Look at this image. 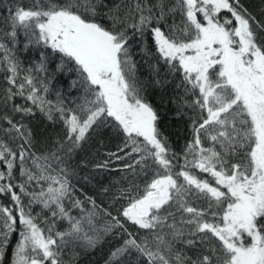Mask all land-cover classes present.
<instances>
[{
    "label": "snow or ice",
    "instance_id": "1",
    "mask_svg": "<svg viewBox=\"0 0 264 264\" xmlns=\"http://www.w3.org/2000/svg\"><path fill=\"white\" fill-rule=\"evenodd\" d=\"M4 11L0 264H72L70 246L107 237L120 243L105 264H264V0L258 13L244 0H11ZM21 31L44 50L32 67L15 54ZM137 44L155 61L152 82L163 73L180 90L190 139L179 150L146 95ZM49 56L76 73L74 98H49ZM37 113L62 130L43 148ZM103 129L120 140L93 165L121 173L101 189L107 207L77 195L90 181L76 156Z\"/></svg>",
    "mask_w": 264,
    "mask_h": 264
},
{
    "label": "trees",
    "instance_id": "2",
    "mask_svg": "<svg viewBox=\"0 0 264 264\" xmlns=\"http://www.w3.org/2000/svg\"><path fill=\"white\" fill-rule=\"evenodd\" d=\"M11 3V0H0V13L7 15L4 11L5 5ZM246 6L254 13L259 12L260 0H244ZM26 38L21 31L19 33V40L15 46V54L22 61L25 67L34 66L40 59V52L44 51L42 48L35 46L25 47ZM150 44V41H149ZM135 59L138 63L139 74L146 84V95L154 108L157 110L160 117V127L166 136H168L172 146L179 150L184 143L190 139V128L186 117H178L176 114L177 98L180 95V90L175 88L176 81L171 77H165L161 73V83H153V76L150 73L149 64L155 61L151 57L144 56L140 53V45L135 46ZM60 63L58 57L49 56L47 64V78L50 82L52 92L49 95L50 99L55 98V91L59 90L66 98H74L77 93L71 88V82L76 78V73L72 71L58 72L57 65ZM70 67V66H66ZM4 87L3 76L0 74V88ZM17 103L20 99L17 98ZM38 143V148H43L45 143H51L53 137L57 134L62 135V130L59 124L53 125L46 121L39 113L31 121L30 125ZM120 140L115 137L109 129H103L97 133L88 143H86L76 156V161H85L88 164L87 168L79 169L81 176H87L90 182L80 180L78 182L77 195L83 199V195L92 196L97 200V203L108 206L109 196L102 195L101 189L104 186H109L114 180L119 179L121 173L117 171H94L93 165L105 159L104 153L115 151ZM0 201L5 204L7 199L0 197ZM119 207V203L115 205ZM75 215V211H73ZM115 214V212H113ZM67 225L65 222L57 224L58 230H63ZM130 230L135 231L134 228ZM15 239V237H14ZM120 243L119 239L107 237L100 245L94 249H84L78 246H70L65 251L64 259L72 261V264H105L109 252ZM6 264L8 258H5Z\"/></svg>",
    "mask_w": 264,
    "mask_h": 264
}]
</instances>
